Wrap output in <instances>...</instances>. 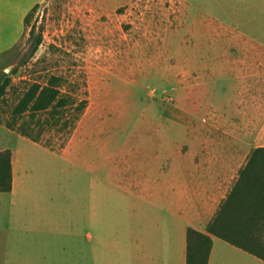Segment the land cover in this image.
Returning <instances> with one entry per match:
<instances>
[{
  "label": "rangeland",
  "instance_id": "374dc122",
  "mask_svg": "<svg viewBox=\"0 0 264 264\" xmlns=\"http://www.w3.org/2000/svg\"><path fill=\"white\" fill-rule=\"evenodd\" d=\"M29 13V26L0 53V74L12 79L0 120L49 76H62L86 108L70 136H43L50 148L1 128L0 148L16 153L25 188L63 206L65 233L89 204L130 202L123 174L94 177V161L111 156L121 169L125 157L165 162L177 145L232 143L238 134L264 146V0H44ZM32 28L42 37L36 51ZM86 234L78 246L65 237L64 254L102 264Z\"/></svg>",
  "mask_w": 264,
  "mask_h": 264
},
{
  "label": "crops",
  "instance_id": "0c3cea01",
  "mask_svg": "<svg viewBox=\"0 0 264 264\" xmlns=\"http://www.w3.org/2000/svg\"><path fill=\"white\" fill-rule=\"evenodd\" d=\"M42 2L0 0V36L11 38L0 43V53L15 43L27 13ZM234 140L177 145L165 162L162 158L125 157L120 163L123 169L114 167L116 159L111 156L97 166L94 161V177L96 170L123 174L124 196L130 202L116 207L89 204L81 208V219L69 223L68 233L64 231L63 206L47 201L40 189L25 188L23 177L27 175L19 173L16 153L1 147L0 152L9 150L12 154V178L11 191L0 193V264H76L77 254H64L65 237L71 246H78L84 228L94 254L103 252L102 264H185L186 230L205 231L250 150L264 147L254 146L255 140L251 146L245 145L239 134ZM207 264L264 262L212 237Z\"/></svg>",
  "mask_w": 264,
  "mask_h": 264
},
{
  "label": "trees",
  "instance_id": "16d2710c",
  "mask_svg": "<svg viewBox=\"0 0 264 264\" xmlns=\"http://www.w3.org/2000/svg\"><path fill=\"white\" fill-rule=\"evenodd\" d=\"M30 13L23 23L29 26ZM32 51L41 44V33H29ZM11 75L0 74V104L11 86ZM62 76H49L44 83L29 84L17 98L3 126L36 144L44 135L70 136L80 120L86 102L63 88ZM50 148L48 144H43ZM9 150L0 152V193L11 191ZM212 237L264 262V147L252 149L238 172L236 181L203 233L186 230L185 264H207Z\"/></svg>",
  "mask_w": 264,
  "mask_h": 264
},
{
  "label": "water",
  "instance_id": "95a60500",
  "mask_svg": "<svg viewBox=\"0 0 264 264\" xmlns=\"http://www.w3.org/2000/svg\"><path fill=\"white\" fill-rule=\"evenodd\" d=\"M9 70H10V68H6V69L4 70V73L7 74V73L9 72Z\"/></svg>",
  "mask_w": 264,
  "mask_h": 264
}]
</instances>
